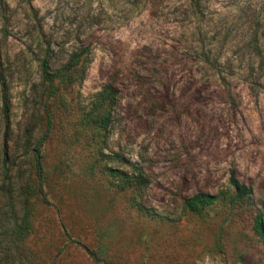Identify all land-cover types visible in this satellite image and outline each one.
Returning a JSON list of instances; mask_svg holds the SVG:
<instances>
[{"label":"rangeland","instance_id":"1","mask_svg":"<svg viewBox=\"0 0 264 264\" xmlns=\"http://www.w3.org/2000/svg\"><path fill=\"white\" fill-rule=\"evenodd\" d=\"M45 45L52 70L88 48L81 84L47 97ZM113 71L100 133L83 116ZM231 171L264 212V0H0V264H264ZM198 192L219 197L192 212Z\"/></svg>","mask_w":264,"mask_h":264},{"label":"trees","instance_id":"2","mask_svg":"<svg viewBox=\"0 0 264 264\" xmlns=\"http://www.w3.org/2000/svg\"><path fill=\"white\" fill-rule=\"evenodd\" d=\"M149 1L158 6L165 0ZM87 50L88 48L84 47L73 51L62 66L52 70L49 66L50 46L45 45L41 49V77L46 84L47 97L54 96L62 87L81 84L83 82L87 70ZM119 85V72L113 71L102 86V89L96 94L90 108L83 116V120L86 123L96 125L100 133L105 132L109 125L111 112L116 106L117 98L120 93ZM93 112H97L98 116L96 118L92 117ZM86 116L88 118H86ZM107 158L109 159V157ZM107 163L104 165L107 174L115 181L121 182V187L123 189H132L136 192H140L147 186L148 179L143 177L140 170L137 169L132 173H125L107 167ZM36 167L39 177H42V165L38 160H36ZM229 185L233 189L231 195H228V192H220L219 194L222 198L228 200L229 205L238 207L243 214L250 218L251 231L264 244V212L254 202L250 187L239 182L235 177L234 171L230 173ZM218 197V195L198 192L186 199L184 204L188 210L198 212L214 204ZM136 205L139 209L149 213L144 206L139 204ZM29 216L30 211L25 210L20 223L14 225L12 233L16 240H23L30 232L32 222Z\"/></svg>","mask_w":264,"mask_h":264}]
</instances>
